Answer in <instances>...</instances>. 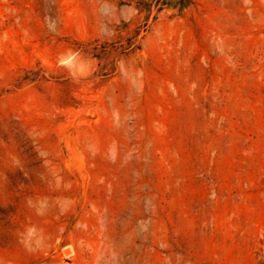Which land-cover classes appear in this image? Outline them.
Listing matches in <instances>:
<instances>
[{
    "label": "rangeland",
    "instance_id": "374dc122",
    "mask_svg": "<svg viewBox=\"0 0 264 264\" xmlns=\"http://www.w3.org/2000/svg\"><path fill=\"white\" fill-rule=\"evenodd\" d=\"M136 1L0 0V264H264V0Z\"/></svg>",
    "mask_w": 264,
    "mask_h": 264
},
{
    "label": "trees",
    "instance_id": "16d2710c",
    "mask_svg": "<svg viewBox=\"0 0 264 264\" xmlns=\"http://www.w3.org/2000/svg\"><path fill=\"white\" fill-rule=\"evenodd\" d=\"M188 0H137L136 4L140 9H145L148 12L152 11L153 7L156 8V11H161L163 8L167 7H183L186 5ZM132 42L128 43V47H131ZM102 47V46H101ZM98 55V54H93Z\"/></svg>",
    "mask_w": 264,
    "mask_h": 264
},
{
    "label": "clouds",
    "instance_id": "9594fccd",
    "mask_svg": "<svg viewBox=\"0 0 264 264\" xmlns=\"http://www.w3.org/2000/svg\"><path fill=\"white\" fill-rule=\"evenodd\" d=\"M75 55H77V54H73L72 56L67 57V58L62 57V58H60L59 63L61 64V66H67V67L71 68V67H73L72 61L74 60Z\"/></svg>",
    "mask_w": 264,
    "mask_h": 264
}]
</instances>
